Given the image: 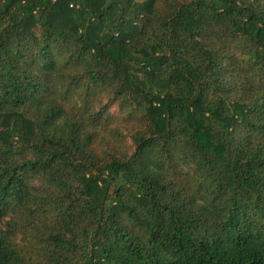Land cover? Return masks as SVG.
Instances as JSON below:
<instances>
[{"label": "trees", "instance_id": "1", "mask_svg": "<svg viewBox=\"0 0 264 264\" xmlns=\"http://www.w3.org/2000/svg\"><path fill=\"white\" fill-rule=\"evenodd\" d=\"M0 264H264V0H0Z\"/></svg>", "mask_w": 264, "mask_h": 264}]
</instances>
